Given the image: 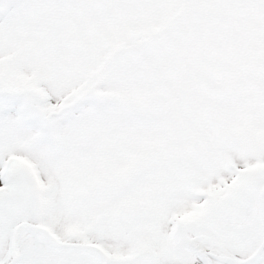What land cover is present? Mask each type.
Wrapping results in <instances>:
<instances>
[{"label": "snow or ice", "instance_id": "snow-or-ice-1", "mask_svg": "<svg viewBox=\"0 0 264 264\" xmlns=\"http://www.w3.org/2000/svg\"><path fill=\"white\" fill-rule=\"evenodd\" d=\"M0 264H264V0H0Z\"/></svg>", "mask_w": 264, "mask_h": 264}]
</instances>
